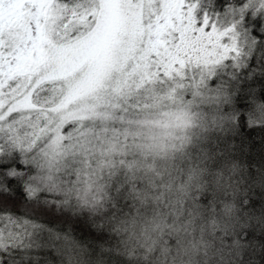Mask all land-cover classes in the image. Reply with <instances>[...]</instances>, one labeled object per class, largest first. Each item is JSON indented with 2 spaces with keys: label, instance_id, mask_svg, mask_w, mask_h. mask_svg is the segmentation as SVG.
I'll return each mask as SVG.
<instances>
[{
  "label": "snow or ice",
  "instance_id": "1",
  "mask_svg": "<svg viewBox=\"0 0 264 264\" xmlns=\"http://www.w3.org/2000/svg\"><path fill=\"white\" fill-rule=\"evenodd\" d=\"M230 3L222 25L207 0H0V264H64L73 246L105 239L26 180L37 131L52 126L50 106L72 87L76 65H88L84 78H118L129 96L173 90L189 101L219 100L243 126L249 117L240 110L250 105L240 101H264V81L259 92L241 84L253 68L264 74V0ZM57 223L71 229L41 227Z\"/></svg>",
  "mask_w": 264,
  "mask_h": 264
},
{
  "label": "trees",
  "instance_id": "2",
  "mask_svg": "<svg viewBox=\"0 0 264 264\" xmlns=\"http://www.w3.org/2000/svg\"><path fill=\"white\" fill-rule=\"evenodd\" d=\"M215 2L219 10L234 6L230 0ZM223 73L224 69L213 73V77ZM226 74L236 78L231 72ZM261 81L264 74L253 68L241 84L259 92ZM247 92L245 89L243 94ZM240 102L250 105L240 110L249 117L243 126L235 124L238 111L222 113L223 103L219 100L195 112L182 109V114L190 112L197 123L152 140L160 145L152 171L157 170L156 175L147 174L141 179L131 174L127 166L132 154L123 158L111 155L108 172L103 157L95 154V163H104V168L97 165L80 173L82 181L90 179L91 193L81 188L84 184L73 190L63 175L52 176L49 168L39 174L35 168L33 173L30 171L26 177L30 188L54 196L55 202L63 205L62 214L72 219L87 218L97 234H104L101 241L89 239L73 246L64 264H192L190 256H194L195 264H264V101L253 96ZM224 103L234 100L229 98ZM113 113L109 119L131 127L149 117L142 110L119 116ZM65 120L64 130L69 126V116ZM104 139L102 132L96 133L99 144ZM170 147H184L186 151L171 152ZM231 161L242 165L240 173L230 166ZM196 173L200 179L191 182ZM180 185H185L187 192L178 195L174 189ZM161 214L163 219L152 248L138 246L137 251H125L121 240L128 235L129 223L143 224L149 217ZM41 227L54 235L57 229H71V225L61 223ZM92 248L95 256L90 254ZM187 248L193 251L188 253Z\"/></svg>",
  "mask_w": 264,
  "mask_h": 264
},
{
  "label": "rangeland",
  "instance_id": "3",
  "mask_svg": "<svg viewBox=\"0 0 264 264\" xmlns=\"http://www.w3.org/2000/svg\"><path fill=\"white\" fill-rule=\"evenodd\" d=\"M207 6L210 15H216L220 24L230 22L234 6L219 10L215 0H207ZM223 69V67L213 69L212 72L218 74ZM87 72V64L82 63L74 67L68 77V83L72 84V87L66 85L64 94L50 106L55 109L52 113L55 119L50 121L52 126L45 125L37 131V142L33 144L35 151L27 159L32 173L34 168L38 174L43 170L47 172L49 168L52 176L63 175L73 190H79V185L84 184L81 188L91 193L90 179L82 181L80 173L97 165L104 168V163H95L98 158L95 154L103 157L107 172L110 168L111 155L123 158L126 154L129 156L132 154L134 156H131L133 158L127 166L131 174L141 179L147 174L156 175L157 170L154 173L152 171L156 168V155L159 153L160 145L151 143L152 140L159 139L165 134L172 135L174 131L179 132L189 125L191 127L193 118L190 112H195L197 108L202 109L206 104H212L199 97L189 101L173 90L144 92L142 89H132L129 96L127 89L121 90L122 85L119 84L118 78L113 79L111 76L84 78ZM126 96L131 99V105L128 99H125ZM185 107L190 112L182 114ZM141 110L149 117L141 122H135L133 127L109 119L113 112L119 116L126 111ZM68 116L69 126L64 130L65 118ZM85 116L86 119L82 120L81 117ZM173 127L177 129H171ZM97 132H102L105 136L100 144L96 141ZM129 132L132 135L129 136ZM179 150L186 151L184 147L171 148V152Z\"/></svg>",
  "mask_w": 264,
  "mask_h": 264
},
{
  "label": "clouds",
  "instance_id": "4",
  "mask_svg": "<svg viewBox=\"0 0 264 264\" xmlns=\"http://www.w3.org/2000/svg\"><path fill=\"white\" fill-rule=\"evenodd\" d=\"M192 123L193 125H195L197 122L193 120ZM230 166L233 167L237 173H240L242 171V165L238 161H231ZM199 179V173L193 174L191 182H196ZM174 190L178 195H180L187 192V187L185 185H180ZM236 210V206L233 205V213H235ZM162 219L163 214H161L160 216L149 217L148 220L143 224L137 223L136 225H132L131 223H129L128 235L124 236L121 240V244L124 247L125 251H137L138 246L144 247L146 250L151 249L158 236L156 229L161 225ZM121 231H123V229H121ZM192 251L193 249L187 248L188 253H191ZM190 260L192 261V264H195L194 256H190ZM178 264H181V262L178 261ZM183 264H189V262L184 261Z\"/></svg>",
  "mask_w": 264,
  "mask_h": 264
}]
</instances>
